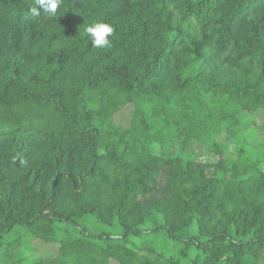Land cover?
<instances>
[{
    "label": "trees",
    "instance_id": "1",
    "mask_svg": "<svg viewBox=\"0 0 264 264\" xmlns=\"http://www.w3.org/2000/svg\"><path fill=\"white\" fill-rule=\"evenodd\" d=\"M0 264H264V0H0Z\"/></svg>",
    "mask_w": 264,
    "mask_h": 264
},
{
    "label": "clouds",
    "instance_id": "2",
    "mask_svg": "<svg viewBox=\"0 0 264 264\" xmlns=\"http://www.w3.org/2000/svg\"><path fill=\"white\" fill-rule=\"evenodd\" d=\"M60 2L61 0H37L44 13L50 16L56 15ZM33 11L35 12V10ZM112 31V27L103 22H94L91 25H86L84 28V33L91 39L93 46L97 48L110 46L111 41L108 37Z\"/></svg>",
    "mask_w": 264,
    "mask_h": 264
},
{
    "label": "rangeland",
    "instance_id": "3",
    "mask_svg": "<svg viewBox=\"0 0 264 264\" xmlns=\"http://www.w3.org/2000/svg\"><path fill=\"white\" fill-rule=\"evenodd\" d=\"M122 117L126 118V114L122 115ZM202 158H203V155H202ZM205 159V158H203ZM80 224L82 225H85V227H88L89 229L93 230L94 232H103V231H108V232H111L112 234H117L118 233V229H107L106 227H101L98 225L97 222H95V220H91L87 217H84L80 220ZM194 230V228L192 229V231ZM150 239L152 241H154L157 249L163 251L164 253H168V250H170V245L172 244L170 241L168 242H163L162 239H156V238H153V237H150ZM43 249V248H42ZM44 249H46V251H48L49 253L52 251V248L51 247H44Z\"/></svg>",
    "mask_w": 264,
    "mask_h": 264
}]
</instances>
